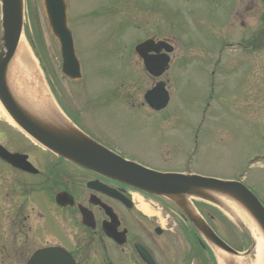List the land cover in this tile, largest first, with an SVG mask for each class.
Returning <instances> with one entry per match:
<instances>
[{
  "label": "rangeland",
  "instance_id": "374dc122",
  "mask_svg": "<svg viewBox=\"0 0 264 264\" xmlns=\"http://www.w3.org/2000/svg\"><path fill=\"white\" fill-rule=\"evenodd\" d=\"M253 1L68 0L71 26L85 75L86 97L105 94L103 104L98 105L110 109L114 87L123 104L112 125L109 110L103 112V122L110 128V133L114 131L123 142L120 150L125 155H137L129 151L128 146L134 150L144 147L143 152L136 150L139 153L134 157H142L138 158L139 162L157 168L183 170L184 156L197 146L198 160L189 165L192 172L223 180L244 176L246 186L264 196V28L260 21L264 8L260 0ZM26 11L24 41L35 61L34 70H44L45 75L57 80L58 47L48 30L40 1L26 0ZM94 18L101 21L100 25L97 30L88 29L95 23ZM154 33L157 38L169 37L174 46L171 56L175 62L168 73L172 84L171 101L161 113L181 120L177 128L180 132L177 136L181 138L179 145L171 142L170 138L177 137L171 136V128L153 126V120L159 119V115L141 106L139 99L147 89L146 76L133 48L138 41ZM241 36L239 42L247 38L249 41L262 40L260 52L245 56V52L231 48L216 50L226 42L225 39L237 40ZM211 60L217 67L213 74V68L208 64ZM226 73L224 83L218 84ZM164 76L160 79L164 80ZM154 82L149 78L151 86ZM59 86L62 92L75 91L65 82L59 81ZM64 97L68 102H82L76 94L70 97L67 93ZM140 120L153 122L152 127ZM3 121L0 116V123ZM92 124L97 129L95 123ZM1 129L4 131L0 124ZM5 136L11 141L8 133ZM19 145L31 153L32 158H40L26 141L22 140ZM164 145L168 147L158 159L155 154H160L159 149ZM159 160L163 161L160 163ZM2 168L0 166V251L2 249L7 256V262L3 264H19L21 261H17L14 250L17 242L14 217H9L5 210L14 208L15 200L26 201L14 196L15 183L21 181V184L31 185L35 180L24 179ZM41 212L44 214L43 208ZM204 214L235 248L243 250L247 246L248 238L245 240L232 221L226 217L222 220L216 210L205 206ZM47 221L51 222L49 218ZM3 245L9 247V252ZM27 247L26 244L20 246L24 256L30 252ZM199 258L206 259L198 254L191 264H201L197 261Z\"/></svg>",
  "mask_w": 264,
  "mask_h": 264
},
{
  "label": "water",
  "instance_id": "95a60500",
  "mask_svg": "<svg viewBox=\"0 0 264 264\" xmlns=\"http://www.w3.org/2000/svg\"><path fill=\"white\" fill-rule=\"evenodd\" d=\"M2 3L4 21L2 38L3 47L0 54V102L18 126L24 132L33 136V123L31 122L27 112L24 111L16 103V101L12 100L11 96L8 94L5 82L7 68L14 56L22 27V0H2ZM44 6L49 21L51 22V29L58 38L60 44L64 47V58L66 54L69 55L67 56L69 58L67 63L65 58V70H68L67 74L71 75L69 63H72L74 67L76 65L74 64L70 37L66 28L64 2L63 0H44ZM262 21L264 23V13ZM162 48H165L167 52L170 51V49L166 48L163 43L153 45L150 42L142 44L136 49L137 53L143 58L147 70L153 75H160L163 72L164 67L167 66L168 58L163 56V58L159 59V57L148 56L147 54L150 52L157 53ZM146 99L150 106L155 109L163 108L167 102V97L163 92L161 85L149 93ZM34 137L41 139V135L39 134H34ZM3 157L18 168H25L23 163L18 160L17 156L3 155ZM112 160L117 161L118 163V169H115V174L118 179L129 185H133V182L137 179L136 182L138 185L134 186H137L138 188L151 194L164 195L173 200L180 199V201H182L184 196L192 195L214 203L218 201L212 193L227 196L237 202L240 207L253 218L264 233V209L261 207L257 199L239 183H224L181 175H160L136 166H131V164L118 160L116 157L111 158L110 162ZM95 166L96 168L99 167L98 164ZM101 171L109 172V170L104 167L101 168ZM179 202H177V204L181 208L182 204ZM183 211L188 217H190L197 229L210 243H213L217 247L232 253V251L214 235V233L204 224L203 221L192 217L184 208ZM31 264L74 263L59 251H43L37 253L33 257Z\"/></svg>",
  "mask_w": 264,
  "mask_h": 264
},
{
  "label": "flooded vegetation",
  "instance_id": "af4514ba",
  "mask_svg": "<svg viewBox=\"0 0 264 264\" xmlns=\"http://www.w3.org/2000/svg\"><path fill=\"white\" fill-rule=\"evenodd\" d=\"M114 142L117 140L114 139ZM107 147L115 151L110 146ZM51 174L53 179L58 181L48 190V198L65 192L74 202L70 207L54 208L56 215L51 222L58 234L55 235L56 242L53 245L66 250L76 263L144 264L135 250V245L139 244L155 264H167L166 257L170 247L166 235L170 229L156 233L159 221L143 215L139 207L134 204L132 190L97 174L75 169L65 172L52 167ZM95 181L132 200V206L127 208L119 201L89 189L87 184ZM79 208L86 210L87 222ZM114 225L116 233L111 232ZM49 227L48 223L44 222L35 229L37 235L47 231ZM106 231L112 235H119L117 239L124 240V244L120 246L114 244Z\"/></svg>",
  "mask_w": 264,
  "mask_h": 264
},
{
  "label": "bare ground",
  "instance_id": "6f19581e",
  "mask_svg": "<svg viewBox=\"0 0 264 264\" xmlns=\"http://www.w3.org/2000/svg\"><path fill=\"white\" fill-rule=\"evenodd\" d=\"M25 37L22 33L20 42L18 43L19 51L16 53V57L12 60L10 67H9V85L10 89L12 91V95L14 94L17 98L20 100L26 102L28 100V97H31L34 95L33 92L27 91L25 89V85H23V82L25 80H36V75L34 74V70L31 68V62L28 58H26V44H25ZM19 54V55H18ZM25 75V78H22L21 80L18 78V75ZM39 90H35L37 93ZM13 95V96H14ZM33 99V98H32ZM28 102V101H27ZM0 116L5 118L7 122L10 123L9 118L4 113L3 109L0 106ZM225 204L233 211L235 216H238L242 219V221L245 224H248L250 227L253 235H254V241H255V249L253 250L254 254V260L255 264H263L264 262V238L260 232H257L255 229V225L253 222H251L247 217L246 214L240 210L236 205L233 203L224 200ZM145 211V208H144ZM253 228H252V226ZM224 259L223 256H219V260L222 261Z\"/></svg>",
  "mask_w": 264,
  "mask_h": 264
}]
</instances>
